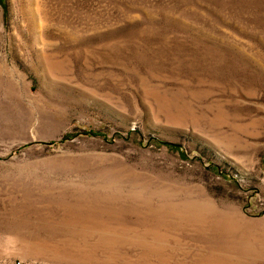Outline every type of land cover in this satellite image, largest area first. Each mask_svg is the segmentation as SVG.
<instances>
[{"label":"rangeland","instance_id":"1","mask_svg":"<svg viewBox=\"0 0 264 264\" xmlns=\"http://www.w3.org/2000/svg\"><path fill=\"white\" fill-rule=\"evenodd\" d=\"M17 261L264 264V0H0Z\"/></svg>","mask_w":264,"mask_h":264},{"label":"trees","instance_id":"2","mask_svg":"<svg viewBox=\"0 0 264 264\" xmlns=\"http://www.w3.org/2000/svg\"><path fill=\"white\" fill-rule=\"evenodd\" d=\"M157 141H159V142H161V143H165V142H163V141H161V140H157ZM168 146H174L175 144H173V143H166Z\"/></svg>","mask_w":264,"mask_h":264},{"label":"built area","instance_id":"3","mask_svg":"<svg viewBox=\"0 0 264 264\" xmlns=\"http://www.w3.org/2000/svg\"><path fill=\"white\" fill-rule=\"evenodd\" d=\"M16 264H21L20 261H17Z\"/></svg>","mask_w":264,"mask_h":264}]
</instances>
